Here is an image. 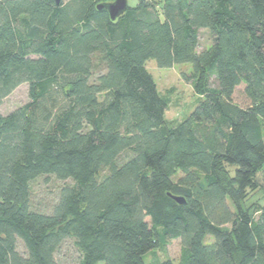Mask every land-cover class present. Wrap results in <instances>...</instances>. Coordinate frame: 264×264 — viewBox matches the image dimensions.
Listing matches in <instances>:
<instances>
[{
    "label": "trees",
    "instance_id": "1",
    "mask_svg": "<svg viewBox=\"0 0 264 264\" xmlns=\"http://www.w3.org/2000/svg\"><path fill=\"white\" fill-rule=\"evenodd\" d=\"M110 1L0 0V103L29 96L0 114V264H59L66 240L78 264H264V0H138L114 20ZM149 59L190 64L181 121ZM40 176L70 180L48 211ZM172 239L177 260L144 261Z\"/></svg>",
    "mask_w": 264,
    "mask_h": 264
},
{
    "label": "rangeland",
    "instance_id": "2",
    "mask_svg": "<svg viewBox=\"0 0 264 264\" xmlns=\"http://www.w3.org/2000/svg\"><path fill=\"white\" fill-rule=\"evenodd\" d=\"M137 2L138 0H127V5L134 6ZM208 45L209 41L206 39L204 31L201 47L203 48ZM146 69L151 73L160 94L168 99V105L164 113L165 119L175 123L189 115L200 98V95L194 91L191 82L183 79L181 75L182 73L189 75L191 72L190 64L179 63L168 68H161L157 66L155 60L149 59L146 61ZM214 85V78L211 75L210 86ZM241 89L242 87L239 88V90ZM239 90L235 92L234 98L241 101L244 99L243 94ZM28 100V85L22 83L2 99L0 114L9 113L25 104ZM65 182H70V180L61 181L55 179L53 176H40L36 178L30 184L32 205L41 211H48L56 200L60 186ZM258 196L264 199L263 189L258 192ZM180 248V240L172 239L166 245L153 249L148 253L147 258L144 257V261L146 263H149L148 261L153 262L163 259L175 261L179 257ZM56 257L59 264H78L79 261L78 252L70 240L64 241Z\"/></svg>",
    "mask_w": 264,
    "mask_h": 264
},
{
    "label": "water",
    "instance_id": "3",
    "mask_svg": "<svg viewBox=\"0 0 264 264\" xmlns=\"http://www.w3.org/2000/svg\"><path fill=\"white\" fill-rule=\"evenodd\" d=\"M59 3L60 0H55ZM99 10H106L111 20L119 17L127 8V0H112L110 2H100L97 5ZM178 203H184V199L180 196L173 197Z\"/></svg>",
    "mask_w": 264,
    "mask_h": 264
},
{
    "label": "crops",
    "instance_id": "4",
    "mask_svg": "<svg viewBox=\"0 0 264 264\" xmlns=\"http://www.w3.org/2000/svg\"><path fill=\"white\" fill-rule=\"evenodd\" d=\"M261 177H262V180H264V171L262 172Z\"/></svg>",
    "mask_w": 264,
    "mask_h": 264
}]
</instances>
